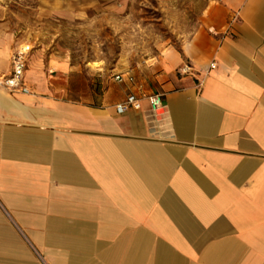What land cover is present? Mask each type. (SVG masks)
<instances>
[{"label":"crops","instance_id":"crops-1","mask_svg":"<svg viewBox=\"0 0 264 264\" xmlns=\"http://www.w3.org/2000/svg\"><path fill=\"white\" fill-rule=\"evenodd\" d=\"M42 1L72 20L132 0ZM13 45L3 21L0 74ZM25 80L0 88V264H264V0H209L111 67L43 42Z\"/></svg>","mask_w":264,"mask_h":264},{"label":"rangeland","instance_id":"rangeland-1","mask_svg":"<svg viewBox=\"0 0 264 264\" xmlns=\"http://www.w3.org/2000/svg\"><path fill=\"white\" fill-rule=\"evenodd\" d=\"M209 0H132L125 13L109 3V11H86L72 20L47 15L42 0H0V23L8 22L14 45L28 42L34 50L43 42H58L77 61L101 58L111 67L118 54L150 51L159 42H176L195 28ZM96 65V64H92Z\"/></svg>","mask_w":264,"mask_h":264},{"label":"built area","instance_id":"built-area-1","mask_svg":"<svg viewBox=\"0 0 264 264\" xmlns=\"http://www.w3.org/2000/svg\"><path fill=\"white\" fill-rule=\"evenodd\" d=\"M33 47L28 42H18L10 55V70L6 74H0V88L19 94H30V88L25 80V71L27 67V60ZM211 68L214 64L210 65ZM189 69L183 67V73ZM117 80L121 79L120 75H116ZM129 80L132 78L129 76ZM153 110H156L161 105V95L153 94L147 97ZM141 99L134 94H128L126 98L115 106L118 114H124L128 111L138 110L140 108Z\"/></svg>","mask_w":264,"mask_h":264}]
</instances>
